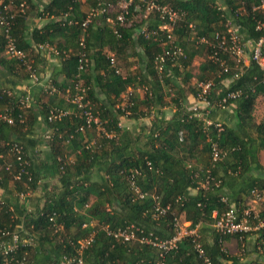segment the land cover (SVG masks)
I'll use <instances>...</instances> for the list:
<instances>
[{
	"label": "trees",
	"instance_id": "obj_1",
	"mask_svg": "<svg viewBox=\"0 0 264 264\" xmlns=\"http://www.w3.org/2000/svg\"><path fill=\"white\" fill-rule=\"evenodd\" d=\"M34 1L0 0L4 5H16L17 10L22 6L14 14L10 33L27 60L23 65L7 55L0 29V67L14 78L31 79L42 61L33 45L36 49L39 45L52 47L56 54H49L57 64L38 96L32 98L27 87L29 107L19 104L16 91L0 89V114L13 120L12 124L0 120V188H12L15 195L35 190L42 169L57 185L45 189L42 202L32 208L14 205L12 209L0 200V241L7 239L1 236L3 232L20 227L33 238L32 244L19 246L14 253L0 254V264H58L63 256L74 255L78 241L88 237L91 243L81 254L84 264H232L236 258L227 253L224 243L233 238L241 244L248 235L255 236V247L264 254V227L256 235L222 236L213 227L212 217L213 212L219 217L234 210L241 218L255 194L264 196V168L258 157L264 150V118L257 123L253 117L256 100L264 96L263 73L252 61L238 73L234 60L218 48L216 40V35H227L230 18L243 40L261 38L263 33L256 30V24L264 21V0H164L183 13L173 35L184 57L167 60L160 73L154 64L160 45L150 35L140 34L142 28L161 25L156 14L146 20L128 19V27H115L116 36L106 15L100 14L82 27L98 0H47L38 14L50 20L27 34L28 12L38 6ZM135 4L129 10L137 14ZM62 15H67L66 21ZM108 16L114 19L116 12ZM82 50L87 63L80 71ZM197 55L204 60L194 77L190 67ZM131 58H135L137 70L122 75L119 63L132 66ZM225 79L229 84L224 87ZM209 80L214 82L207 97L211 104L228 92H240L237 99L225 103L234 106L233 126L221 123L218 129L214 122L205 128L203 120L188 108L187 96L195 98L198 84ZM76 85L84 88L83 103L98 118V128H86L81 110L70 102ZM171 90L174 96L168 99ZM166 107L174 109L169 119L162 113ZM59 112L64 114L51 117ZM146 117H151L149 127L138 131L119 125L121 118L138 121ZM37 126L46 130L48 153L40 160L44 164L35 169L19 138L25 139ZM211 142L220 151L215 162L211 161ZM15 146L22 151L21 165ZM132 180L138 194L130 185ZM156 205L165 211L162 215L156 214ZM260 215L264 217V213ZM179 221L187 222L195 234L182 236L161 256L150 244L113 235L132 226L136 238L166 241L177 234ZM60 225L62 230L55 231Z\"/></svg>",
	"mask_w": 264,
	"mask_h": 264
},
{
	"label": "built area",
	"instance_id": "obj_2",
	"mask_svg": "<svg viewBox=\"0 0 264 264\" xmlns=\"http://www.w3.org/2000/svg\"><path fill=\"white\" fill-rule=\"evenodd\" d=\"M136 2V11L137 14H134L129 10V7L132 3ZM264 4V1H263ZM20 11H22V6ZM116 12L115 18H110L108 16L109 13ZM106 15L105 21L114 27V33L116 36H119V33L116 26L119 28L128 27L126 25V21L130 18L138 17L142 20H146L149 18L151 14H156L159 20L161 21V25H159L156 29L142 28L140 30L141 35H150L152 39L160 45L161 50L154 58V64L158 73H160L163 69V65L167 60L172 62L184 57L183 50L178 47L174 42L173 32L175 28L178 27V22L181 20V16L183 13L175 10L169 3H165L164 0H117L116 3H112L109 0H98V6L88 11L85 19L82 21V27H86L87 24L92 23V21L99 15ZM14 18V14L11 13V6L4 5L0 3V29L2 30L3 36L6 41V53L10 58L16 59L18 62L23 63V65L27 63L25 55L22 51H19L14 43V39L11 37V29H12V20ZM67 15H62V20L66 21ZM231 18L228 19L227 26L228 31L227 35H216V40L218 41L217 46L222 51L227 52L234 60L236 68L239 70L238 73L241 72L242 67L245 65L246 60L244 57L246 55V48L248 49L249 61L255 63L259 69L263 73L262 84H264V21L257 22L256 30L261 31L263 33L262 37L258 40H243L238 34L234 33L231 26ZM74 21H68L69 24H74ZM193 29V26H189ZM203 42V40H201ZM80 46L83 48V42H80ZM37 49L40 51H47V53L56 51L53 50L49 45H39ZM87 60L85 57L84 51L79 52V65L78 69L80 71L86 66ZM110 64L115 66V61L113 58H110ZM119 70H116L118 72ZM236 73L234 78L238 75ZM30 78L33 83L39 84L40 81L35 75V73L30 74ZM213 87V83L211 81L201 82L198 84V88L200 91L196 95V100L205 104L206 107L212 106V104L207 99L210 90ZM29 88H24L22 94H19L20 98L19 104L21 106L29 107L31 101V95L29 94ZM84 88L75 86V93L71 99V103L76 106L77 109L81 110L84 117V126L86 128L91 127H99L100 123L98 118L92 114L91 108L87 107L86 104L83 103V94ZM9 95L11 93H8ZM240 96L239 91H231L228 92L225 96H223L216 104L217 107H224L225 103L230 100H235ZM196 116L201 118V111L199 108L194 106L191 108ZM62 115L63 112L53 113L51 117H55L56 115ZM204 119V118H201ZM0 120L5 121L8 124H12L13 120L11 117L6 114H0ZM204 127H209L212 125L211 122L207 120H203ZM218 129H221L220 124H215ZM85 127L80 128L81 131L84 130ZM47 138V136H46ZM16 153V160L20 162L21 165V149L17 146L13 148ZM210 155L211 161L215 162L219 159L220 151L216 145V143H210ZM19 175L15 178L18 179ZM209 177V176H208ZM132 189L138 194V189L135 187L133 180L130 182ZM141 198L142 195L139 194ZM255 199L257 201L262 202L263 213H264V196L255 194ZM155 212L158 215H162L165 211L160 209L159 206H155ZM212 217L214 218L213 227L216 232L221 234L222 236L233 235V234H243L248 233L251 230H259L264 227V217H260L258 215H251L249 211H245L242 214V217H238L237 213L234 210L227 211L223 213L221 216L217 217V213L213 212ZM256 220L255 225H250L251 219ZM50 221L53 218L49 219ZM178 225V223H177ZM23 228L20 227L18 230L13 232H3L1 234L2 237H7L6 241H0V254L1 255H9L14 253L19 246L30 245L33 242V238L27 232L22 231ZM62 226L60 225L55 231H61ZM195 234V230H190L189 232L177 231V234L172 237L170 240L166 241H158L156 239H152L150 237H139L136 238L135 230L132 226L126 227L125 229H120L114 232V236L118 238H122L124 241L136 240L139 243L150 244L152 247L157 248L161 253L168 251L175 247L177 241L184 235H192ZM91 237L78 241V247L76 248V252L74 255L65 257L63 256L58 264H84L82 260V250L87 248L91 243ZM196 250L200 255L203 254L202 249L197 244L195 246ZM207 261V259H205ZM209 263V262H207Z\"/></svg>",
	"mask_w": 264,
	"mask_h": 264
},
{
	"label": "crops",
	"instance_id": "obj_3",
	"mask_svg": "<svg viewBox=\"0 0 264 264\" xmlns=\"http://www.w3.org/2000/svg\"><path fill=\"white\" fill-rule=\"evenodd\" d=\"M34 3L36 4V8L32 11L28 12L27 16V29L26 33L30 34L31 30L35 27L39 28L43 25H45L50 19L47 17H41L39 16V10L42 8L43 5L47 3V0H35ZM262 8H264V4H262ZM20 9L17 10V6L13 5L11 7V13L15 14ZM231 27L234 33L238 34L237 26L234 24ZM35 52H40L42 54V61H39L37 66L40 69V72L37 75L40 83H33L31 79L22 80L12 77L11 75H8L1 67H0V89H11L12 92L16 91L17 94H22L24 88L29 87L32 92V98L34 96H38L41 92L42 88L44 87V84H48L50 79L52 78V71L54 66L57 64L56 59L52 58L47 51H39L36 49V46H32ZM249 58V56H248ZM249 59L246 60L245 66L248 65ZM137 64V63H136ZM138 66V64H137ZM213 83L212 80H209ZM229 84V80L225 79L223 81V86H227ZM264 96H260L256 100V106L253 113L254 120L258 123L264 118V105L261 107L260 112L256 111L257 105L263 100ZM186 103H188V108H192L194 106L199 108V111H201V118H204L202 120H207L211 122L212 124L214 122H217L215 124H227L229 126H233L235 123V117H234V106L226 107H220L217 108L216 104H212V106L206 107L204 103L199 102L194 98L191 94L187 96ZM35 109V106L33 107ZM216 109L221 110H228L231 113L230 119H225L224 117L217 116L215 118L214 112ZM167 110H170V112H167ZM174 109L172 107L168 108H162V113L165 116V119H169L172 116ZM255 113L257 115H255ZM152 115V114H151ZM256 116V117H255ZM122 119L119 120V125L123 127L124 129L131 130V131H138L141 129V127H149L151 117L142 118L138 121L128 120L125 119V122L132 121L133 125H124L122 124ZM138 126H140L138 128ZM46 133V130L44 126H37L34 129H32L26 136L25 139L19 138V140L23 141L25 144V151L27 153V156L30 158V162H32L34 168L36 169L40 164H44L43 161L40 160L44 159V157L48 153V147L46 144V140L44 138ZM2 145V143H1ZM259 162L261 166L264 168V150H260L259 154ZM257 176V175H254ZM40 179L37 182V186L35 190L32 191H26L24 194L15 195V192L12 188L9 190H4L0 188V200L5 201L11 205V208H14V205L18 206H26L28 208L35 207L38 204L42 202L41 197L43 196L45 189L48 190L51 185H57V181L55 178H50L48 176V172L46 169H42L40 172ZM264 194V192H263ZM262 195V194H260ZM247 206L249 207V210L247 211H255L254 215L261 216L260 214L263 213V206L261 201H257L256 199L251 200ZM256 210H255V208ZM187 223V222H184ZM188 224V223H187ZM189 225V224H188ZM233 240L230 239L229 241L224 243V247L226 249H229L228 244ZM236 241V240H234ZM233 242V241H232ZM237 242V243H236ZM235 247H236V253L232 254L233 257H235V261L232 264H264V254L258 250V248L255 247L256 244V238L255 236H249L246 237L245 241L243 243H239L236 241ZM243 244V245H242ZM247 245V246H246ZM245 246L247 249V252H245ZM244 249V250H243Z\"/></svg>",
	"mask_w": 264,
	"mask_h": 264
},
{
	"label": "rangeland",
	"instance_id": "obj_4",
	"mask_svg": "<svg viewBox=\"0 0 264 264\" xmlns=\"http://www.w3.org/2000/svg\"><path fill=\"white\" fill-rule=\"evenodd\" d=\"M84 10H85V8H84ZM135 19H140V18H138V17H135ZM231 26H233V22H231ZM194 44H196V43H194ZM196 47H199V45H195ZM200 49V48H199ZM245 52H246V55H245V57H244V60H247L248 59V49L246 48V50H245ZM232 58V57H231ZM204 60V56H201V55H197V56H195L194 57V59H193V61H192V65H191V72H192V75H194V77H195V75L198 73V66H199V64L202 62ZM232 60H233V58H232ZM130 61H132V62H134V64L132 65V66H128L127 64H128V62H125V63H119V65H120V72L122 73V75H128V74H131V73H134L136 70H137V64H136V60H135V58H131L130 59ZM39 72H40V70H38ZM37 71V72H38ZM38 72V73H39ZM196 81H195V78H192L191 79V84L193 85V83H195ZM195 85V84H194ZM188 91H190V90H187L186 91V94H189V92ZM137 92L140 94V95H142V92L141 91H139L138 89H137ZM125 95H126V93L124 94V96H123V101L126 99V97H125ZM174 96V91H172L171 90V92H169V98L168 99H170V97H173ZM264 105V98H263V100L257 105V109H256V111H258V113L260 112V109H261V107ZM166 108H168V107H166ZM167 112H170V110H167ZM220 115V116H219ZM255 115H257L256 113H255ZM214 116H215V118L217 117V116H219V117H224L225 119H230V116H231V113L228 111V110H221V109H216V111L214 112ZM256 117V116H255ZM125 119L126 118H123L122 119V124H124V125H129V127H130V125H133L132 123V121H128V122H125ZM140 126H138V128H139ZM254 208H255V206H254ZM255 210H256V208H255ZM255 212V211H254ZM257 221L256 220H254L253 218L251 219V221H250V225H255V223H256ZM177 231H182L183 233L184 232H189L190 230L188 229V224L187 223H184V222H181V221H179L178 222V225H177ZM256 231H258V230H251L250 232H248V233H251V234H253V235H256ZM235 239H233L229 244H228V246H229V249H227V253L229 254V255H231L232 256V254H234V253H236V247H235V244L237 243L236 241H234ZM236 242V243H235ZM247 246V245H246ZM246 246H245V252H247V249H246ZM243 249V250H244ZM248 253V252H247Z\"/></svg>",
	"mask_w": 264,
	"mask_h": 264
}]
</instances>
